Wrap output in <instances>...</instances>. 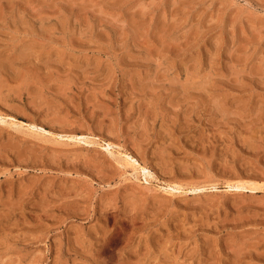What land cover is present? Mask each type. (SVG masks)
<instances>
[{
    "label": "rangeland",
    "instance_id": "rangeland-1",
    "mask_svg": "<svg viewBox=\"0 0 264 264\" xmlns=\"http://www.w3.org/2000/svg\"><path fill=\"white\" fill-rule=\"evenodd\" d=\"M0 117V264H264V0H0Z\"/></svg>",
    "mask_w": 264,
    "mask_h": 264
},
{
    "label": "bare ground",
    "instance_id": "bare-ground-1",
    "mask_svg": "<svg viewBox=\"0 0 264 264\" xmlns=\"http://www.w3.org/2000/svg\"><path fill=\"white\" fill-rule=\"evenodd\" d=\"M0 123H2V121H1V117H0ZM11 125H13V124H11ZM33 127H35V126H33ZM71 138H70V140H76V141H81V140H83V142H86V143H88L89 141H87V140H84V139H86V137H77L76 135H72V136H70ZM90 143V142H89ZM107 146H110V144H107ZM131 164V163H130ZM132 165V168L134 169V170H137V168L135 167V166H137L138 164H137V162H136V160L131 164ZM141 169L143 170V171H145V168L144 167H141ZM147 175H149L150 176V174H148L147 173ZM229 187L230 188H232V189H234L235 191H240V190H244L245 189V187L244 186H242V185H229ZM172 189H174V188H172ZM176 189H178V187L176 188ZM202 190L201 189H198V188H193V192L194 193H199V192H201Z\"/></svg>",
    "mask_w": 264,
    "mask_h": 264
}]
</instances>
